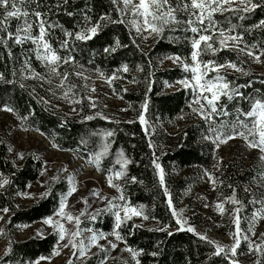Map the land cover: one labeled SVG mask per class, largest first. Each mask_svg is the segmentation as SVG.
<instances>
[{"label": "trees", "instance_id": "trees-1", "mask_svg": "<svg viewBox=\"0 0 264 264\" xmlns=\"http://www.w3.org/2000/svg\"><path fill=\"white\" fill-rule=\"evenodd\" d=\"M170 2L175 5L177 0ZM116 7L111 0H67L66 3L65 0H33L31 4L25 3L24 8L29 13L39 11L46 21V27L51 26L47 27L45 39L57 50V54L61 57L70 54L74 58L75 63L61 62L58 72L69 73L67 82L78 86L75 99L81 102L74 103L72 99L63 98V90L57 87L59 77L50 76L45 62L37 59L36 45L31 40L17 44L10 39L7 46L0 43V74H3L6 81H12H0V105L15 109L11 113L17 124L26 131L41 132L52 145L58 146L56 148L81 153L86 158L90 156L94 159V154H100L105 142L103 134L108 131L113 133L106 138L107 151L101 155L98 166L94 159L95 166L103 175L122 170L124 175L116 178V182L125 201L118 203L126 202L138 210L142 208L149 219L134 216L124 221L119 229H115L112 212L102 211L96 215L98 210L106 209L105 206L82 216L80 229L87 228L105 234L119 231L124 238L119 243L142 250L136 258L140 264H230L223 255L213 256L214 246L206 240H200L198 232L177 231L180 225L176 224L177 217L172 215L167 202L170 197L173 208L184 221L191 219L195 228L203 227L202 235L216 241L210 233L218 228L207 226L200 220L203 215H197L192 201V194L197 187L195 180L200 178V170L215 179L212 201L224 203L226 212L239 206L240 217H253L261 207L259 201L264 191V162L252 160L245 166L235 154L229 160L224 158L216 145L204 138L209 135L208 124L199 112L193 111L199 107L193 103L199 90L177 88V84L184 79L181 69L163 68L167 60L164 58L171 56H180L185 63L191 64V43L185 37H191L192 33L183 31L186 26L183 23L168 25L163 33L159 36L154 34L151 42L145 43L143 33L138 34L132 28L133 17L130 12L121 17ZM120 7H123L122 3ZM105 15L111 19L101 21V27L92 39L77 41L74 36L66 37V32L77 33L83 28L91 27ZM176 15L180 20L187 19L183 11ZM240 15L245 18L239 19ZM85 17L89 19L86 20ZM33 19L30 15L29 20ZM118 19H123L124 23L111 22ZM213 19L219 27L225 29L235 25L236 32L243 33L244 41L249 45H264V30L253 27L264 20V7L248 13L216 12ZM21 22L22 18L21 21L12 18L9 30L15 32ZM38 33L39 29L33 23L32 35L36 36ZM65 39L68 40L70 53L60 47V42ZM117 39L121 47L106 53L104 49L115 46ZM199 59L237 63L243 72L225 70L220 75L230 82V87L242 86L238 90L244 97L264 98V71L258 72L256 63L246 55L238 56L235 51L224 49L215 55L211 52L203 53ZM261 62L264 67V56H261ZM124 65H127V72L123 71ZM225 68L227 67L221 69ZM33 72L43 75L45 79L33 78ZM81 72L86 77L101 76L104 79L115 74L117 78L110 81L111 92L123 102L134 118L121 120L99 98L94 101L95 107H91L86 95L85 79L76 75ZM216 74L210 71V77ZM48 79L52 80L51 84ZM145 104L146 110L142 107ZM220 106H224L231 115L214 117L217 124L234 120L237 108L247 112L250 102L240 97L228 100L226 96H221L218 101V107ZM69 108L77 109V117L68 115ZM4 113L5 111H0L2 118ZM141 114L145 116L146 124L140 123ZM88 116L93 119H86ZM5 129L6 126L2 123L0 180L7 178L9 184L0 189V208L7 207L9 212L5 213L0 231V243H5V249L0 254V264H32L40 257L51 256L57 244V235L51 232L43 237L18 240L15 231L42 222V218L54 217L60 200L68 193L71 184L66 175L62 176L61 170H56L47 181V197L42 196L29 206L20 208L17 203L23 197L22 194L27 193L28 188L42 177L44 160L32 151L22 156V159L21 155L14 154L3 138ZM236 138L244 140L239 136ZM121 152L129 161L124 169L116 163ZM154 160L164 169L168 195H165L164 188L159 185ZM194 169H197V173L187 174ZM132 177L136 178L135 182ZM233 195L240 202L239 205L226 202V198ZM94 215L96 218L92 219ZM121 215L123 216V212ZM143 223H149L151 227H145ZM248 224L245 220L240 221L242 234H248ZM161 227H167L172 235H168L167 231L155 230ZM235 227L234 223H227L220 232L233 240L231 233L235 232ZM91 233L83 232L81 239L89 237ZM216 242L231 246L222 240ZM249 251L240 243L232 259L244 257ZM153 252L158 255L152 256ZM256 253L252 251V254ZM93 254L86 259L70 254L64 264H100V260L106 255L102 250ZM111 264H135V260L129 253L122 259L115 258Z\"/></svg>", "mask_w": 264, "mask_h": 264}, {"label": "snow or ice", "instance_id": "snow-or-ice-1", "mask_svg": "<svg viewBox=\"0 0 264 264\" xmlns=\"http://www.w3.org/2000/svg\"><path fill=\"white\" fill-rule=\"evenodd\" d=\"M66 2L67 0H65V3ZM111 2L117 6L116 11L121 14V17L129 12L132 14L133 19L131 23L134 25L138 34L147 31L150 35L155 34L159 36L163 33L166 26L183 23L186 26L183 31L192 33L191 37H185V39L190 40L191 43L192 52L190 53V59L192 63H185L184 58L180 56L165 57L164 59H171L173 63L182 64L186 71L190 70L192 72L191 80L193 83L191 86L193 89L199 90L197 96L193 100V103L198 104L199 107L194 108L193 111L199 112L205 120V123L208 124L209 135H206L204 138L211 140L218 148L220 144L226 143L228 140L239 136L246 141L249 148H258L261 153H264V98L257 99L255 97H244L243 93L238 90L239 87L242 86L230 87V82L227 81L224 76L220 75L219 70L224 67H230L235 71L243 72V69L240 68L237 63L232 61L217 63L214 60L203 61L199 59L203 53L211 52L215 55L218 51L228 49L230 51H235L238 56L243 54L252 59L253 62L260 63L261 56H264V45H249L244 41L243 33L236 32L235 25H232L227 29L219 27L213 17L216 12H252L259 7H264V0H239V4L235 7L233 6V0H177L175 5H173L170 0H111ZM25 3L31 4L33 3V0H0V43L7 46L8 40L10 39L17 44L31 40L32 43L36 45L35 53L37 59L45 62V66L48 68L50 76L59 77V84L57 87L63 90V98L72 99L74 103H80V100L75 99L76 89L78 86L75 83L67 82L69 73L58 72L61 62L65 64L75 63L74 58L70 54L65 57H61L57 54V50L53 49L50 43L45 39L47 35V27L51 26L48 25L46 27V21L42 19V13L39 11L29 13V11L24 8ZM121 3L123 4V7H120ZM225 5H227V7H225ZM180 11H183L186 14L187 19L180 20L177 18L176 13ZM30 15L34 17L33 20H29ZM12 18H16L17 21H21L22 18V22L18 23L15 32L9 30ZM238 18L244 19L245 17L240 15ZM85 19L88 20L89 18L85 17ZM106 19L110 20L111 18L107 15L101 16L100 21L91 27L83 28L77 33L66 32L65 35L66 37L74 36V39L77 41L90 40L97 34L98 29L101 27V21ZM111 22L124 23V20L118 19L112 20ZM33 23H35L39 29V33L36 36L32 35ZM253 27L264 30V20L259 21L258 24ZM60 47L69 53L71 51L68 46L67 39L60 42ZM117 47H121L118 39L115 41V46L107 47L104 51L106 53H111L114 52ZM9 56H11L10 50ZM28 70H30V66ZM123 71H128L127 65L123 66ZM210 71H214L217 74L214 77L209 78L208 73ZM76 75L85 80L88 79V77L84 76L82 72L76 73ZM101 75L103 74L101 73ZM32 76L33 78L40 80L45 79V77L39 73L33 72ZM116 78L117 77L114 74L112 77L106 79L110 82L112 79ZM0 81L9 83L12 82L6 81L3 74H0ZM48 83L51 84L52 80L48 79ZM182 83H185L187 86L188 82L182 81ZM21 86L23 87V85ZM85 87H87V85H85ZM92 91H95V89H92ZM221 96H226L228 100H233L236 97L247 99L250 102L249 110L245 112L243 109L237 108L234 120L217 124L214 117L231 115L224 106L218 107V101ZM87 99L89 100L90 106L95 107V103L91 101V97H87ZM201 101H203V103H201ZM142 107L146 110L147 106L145 104L142 105ZM0 111L14 113L15 109L8 105H0ZM73 111H77V109L73 108ZM241 117H243V119H241ZM102 118L107 119L106 117ZM22 119L26 120V118ZM86 119L91 120L93 117L88 116ZM139 121L141 124H146L145 116L143 114L139 116ZM112 135L113 133L111 131L103 134L105 142L102 144V151L100 154H94L97 166L101 155L107 151L106 138L111 137ZM53 147L58 146L53 144ZM20 158L22 159V156ZM260 159L264 160V155H262ZM91 162L92 161L90 160L89 163ZM116 163L120 164L121 169H124L129 161L124 157L123 152H121ZM153 163L158 175L159 185L164 188L165 195H168L167 188L165 187L164 169L159 163L155 162V160ZM43 174L44 173L41 172V175ZM122 175H124L122 170L114 172V176L116 178H119ZM208 178L212 180L213 184H215V179L210 174H208ZM53 179H55V177ZM131 179L133 182L136 181L135 177H132ZM69 180L71 182V178H69ZM7 184H9V180L7 178L0 180V189H3ZM108 184L111 187H115L118 192H121L119 200L125 201V197L120 186L113 184V175L108 176ZM75 191L76 188L73 186L69 189L68 193L63 196L59 202L58 210L54 213V217H60V220L66 219L69 222L75 221V230L69 233L70 239L64 244V247L67 248L71 245L72 249H78L79 255L83 257L86 252L90 251L91 247L96 244L98 239H106V236L103 233L94 232L92 229H80V218L74 217L65 212V208L67 207V198ZM48 194L49 193L46 191L42 194V196L47 197ZM22 195L26 198H35L34 194L23 193ZM114 199L115 198H113V200ZM226 202H231L235 205L240 204L234 195L226 198ZM167 203L168 207L172 210V215L177 217L176 224L180 225L177 231L186 230L188 232L195 233V230L190 226L185 229L184 225L187 221H184L180 213L173 208L170 197ZM253 203H256V201H253ZM259 203L261 207L257 213H254L252 217V225L248 229V232H250L251 235L246 233L241 234L242 230L239 227V212L241 211V207L238 206L233 209L232 220L236 227L235 232L231 233L233 243L230 247L223 246L216 241L209 240L205 235L197 234L200 240H206L208 244L214 246V251L212 253L213 256L223 255L230 261V264H238V262L232 259V257L236 255V249L243 240L248 244L250 251H256L261 257L256 260V264H264V234H262L260 242L252 240V236H255V232L252 231V227L255 225L257 216L264 213V200L259 201ZM216 208L221 212V214L225 211L223 203H217ZM102 211L112 212L115 217V229H119L124 221L130 220L134 216L142 217L144 220L149 219V217L144 214L142 208L138 210L137 208L128 205L126 202L113 203L110 200L106 209L98 210L96 215L101 214ZM0 212L7 213L9 212V209L7 207L0 208ZM121 212H123V216L121 215ZM81 215H84V213L82 212ZM54 217L42 218V223L51 227L54 230V234L58 237L57 244L54 246L51 256L59 255L58 246L60 242L65 241L66 238V229L63 224H61L60 220H57ZM95 218V215L92 216V219ZM0 220H3V216H0ZM134 227H138V225H134ZM149 230L151 231L152 229ZM155 230L167 231L168 235H172V232L168 231L167 227H161ZM85 231L92 232V235L80 239L77 243V237L82 236V233ZM43 235V230L38 229L37 236L43 237ZM108 235H114L116 241L123 242L124 238L120 235L119 231L114 230ZM85 241H87V243H85ZM109 247L114 250L117 245L116 243L109 241ZM100 248L106 253V255L100 260V264H107L108 249L103 245H100ZM124 250L131 254L132 259L135 260V264H140L139 260L136 258L141 254L142 250H135L131 247H126ZM229 253L231 255H229ZM151 255L156 256L158 253L153 252ZM51 256L40 257L34 262V264H40V261L42 260H50Z\"/></svg>", "mask_w": 264, "mask_h": 264}, {"label": "rangeland", "instance_id": "rangeland-1", "mask_svg": "<svg viewBox=\"0 0 264 264\" xmlns=\"http://www.w3.org/2000/svg\"><path fill=\"white\" fill-rule=\"evenodd\" d=\"M238 4L239 0H233L234 7ZM225 7H227V5H225ZM132 28L134 31H136L133 24ZM142 33L145 43H150L154 34L150 35L147 31ZM261 63L255 64L256 70L260 73L264 71V67L261 65ZM173 67H179L184 75V79L182 81L188 82L186 86L185 83L180 81L176 87L193 89L191 86L193 83L191 80L192 72L190 70L186 71L182 64L173 63L171 59H167L163 64V68ZM225 70L235 71L232 68L227 67L225 69H220L219 72ZM208 77L211 78L210 72L208 73ZM85 85H87V87H85L86 95L87 97H91L92 102H94L96 98H99L104 103V106L117 115V117L121 120L128 121L134 118L125 107L123 102L112 94L109 80L104 79L101 76L88 77V79L85 80ZM127 88H129V86H127ZM92 89H95V91H92ZM68 115L70 117H77L76 112L73 111L72 108H69ZM2 123L6 126L3 138L14 154L25 156L29 151H32L35 155L42 157L44 160V174L40 180L37 183L32 184L27 191L28 194H34L35 198H26L23 196L17 203L20 208L27 207L32 202L42 198V194L45 193L46 190L47 181L50 177H52L56 170H61L62 176L66 175L69 182V178H71V187L74 186L76 188V191L68 196L66 201L67 207L65 208V212L71 214L74 217H79L81 219L82 216L89 214L93 210L108 206L110 200L113 203H118V201H120V195L117 189L115 187L109 186L108 184L109 175H103L97 170L93 157L91 158L89 156L86 158L81 153L60 150L56 147H53L51 141L41 132L31 130L26 131L20 127L17 124L16 118L11 112L5 111L3 118L0 116V128ZM218 149L222 152L224 158L228 160L233 154H235L245 166L251 163L252 160L264 162V160L260 159L264 153H261L258 148H249L246 141L239 138L228 140L226 143H223L221 146H219ZM90 160L92 161L91 163H89ZM196 170L197 169L189 171L187 174H195L197 173ZM114 172L115 171H112L110 175H113V184L118 185L116 182V177L114 176ZM195 181L197 187L192 194L195 212H197V215H203L200 220L203 221L205 225L210 227L216 226L218 228V230H211L210 236L213 239L216 241L222 240V242L232 245L233 240L231 237L229 235H224L220 231L227 223L233 224V209L226 212V206L224 205L225 211L223 214H221V212L216 208V204L220 202L212 201L214 187L212 181L208 178V174L201 172L200 170V178H197ZM113 198L115 199L113 200ZM261 200H264V191L261 195ZM82 212L84 215H81ZM0 216H3V220H0L1 230L5 213H0ZM261 217H264V213H261L257 216L255 225L252 227V231L255 232V236H252V240L255 242H260L261 236L264 234V218ZM54 218L60 220V217ZM198 219L199 218H197V221ZM242 220H245L247 223H249V227L252 225V215L240 217V221ZM60 222L66 229V238L65 241L60 242L58 246L59 255L53 256L50 260H42L40 261V264H64L67 260V257L70 254H74V251L79 258L86 259L96 251L101 250L100 245H103L108 249L107 264H111L115 258L122 259L129 254L128 251L124 250L126 247L116 241L114 236L103 233L106 236V239H98L96 244L91 247L90 251H87L86 254L81 257L79 255L78 249L73 250L71 245H69L67 248L64 247V244L70 239L69 233L75 230V221L69 222L65 219L60 220ZM143 225L145 227H151V224L149 223H143ZM189 226L199 234L203 233V227L200 226L195 228L193 224H191V219L184 225L185 228ZM38 229H42L44 235L54 232L51 227L39 222L26 229L16 230L15 236L18 240H26L33 236L38 237ZM245 233L246 232H243V234ZM91 235L92 233L90 236ZM248 235H251V233L248 232ZM80 239L81 236L77 237V243ZM109 241L116 243L117 247L114 250L109 247ZM85 243H87V241H85ZM241 243L243 247L249 249L246 242L242 240ZM4 249L5 243L2 242L0 243V254L4 251ZM260 258L261 257L258 253L252 254V251H249L246 256L236 257L234 260H236L238 264H256V260Z\"/></svg>", "mask_w": 264, "mask_h": 264}, {"label": "built area", "instance_id": "built-area-1", "mask_svg": "<svg viewBox=\"0 0 264 264\" xmlns=\"http://www.w3.org/2000/svg\"><path fill=\"white\" fill-rule=\"evenodd\" d=\"M121 171V170H120Z\"/></svg>", "mask_w": 264, "mask_h": 264}]
</instances>
